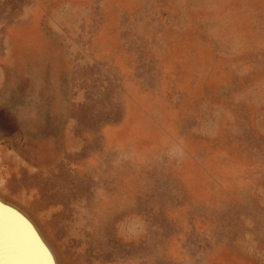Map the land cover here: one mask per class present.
<instances>
[{
  "label": "rangeland",
  "instance_id": "rangeland-1",
  "mask_svg": "<svg viewBox=\"0 0 264 264\" xmlns=\"http://www.w3.org/2000/svg\"><path fill=\"white\" fill-rule=\"evenodd\" d=\"M0 202L55 264H264V0H0Z\"/></svg>",
  "mask_w": 264,
  "mask_h": 264
},
{
  "label": "water",
  "instance_id": "water-1",
  "mask_svg": "<svg viewBox=\"0 0 264 264\" xmlns=\"http://www.w3.org/2000/svg\"><path fill=\"white\" fill-rule=\"evenodd\" d=\"M7 219L13 222L14 228L18 227L17 231L24 238L23 243H28L33 249L37 264H55L51 250L32 222L15 208L0 202V228Z\"/></svg>",
  "mask_w": 264,
  "mask_h": 264
}]
</instances>
